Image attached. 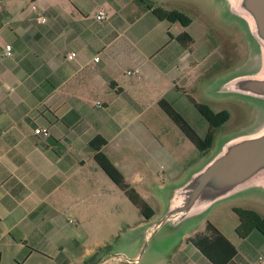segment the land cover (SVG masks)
I'll list each match as a JSON object with an SVG mask.
<instances>
[{
    "label": "crops",
    "instance_id": "1",
    "mask_svg": "<svg viewBox=\"0 0 264 264\" xmlns=\"http://www.w3.org/2000/svg\"><path fill=\"white\" fill-rule=\"evenodd\" d=\"M99 10L106 20L95 19ZM0 17V264H70L67 248L79 251L82 263L95 255L99 260L109 243L83 248L76 230L68 229L78 223L71 217L83 197L98 189V210L118 202L128 217L139 214L126 230L146 220L96 157H105L145 201L155 186L180 181L190 167L164 143L176 132L158 103L171 106L191 129H202L204 118L187 90L195 92L210 71L211 53H196L194 19L186 27L159 20L139 0H0ZM7 45L10 56L4 54ZM36 127L46 128L48 138L36 136ZM203 130L196 133L201 139L207 122ZM98 138L106 143L95 150L91 143L99 146ZM151 161L165 163L166 180L149 175ZM233 205L252 210L244 201ZM207 223L235 247L229 264H249L212 222L187 232L170 255L151 264H211L189 241L205 234ZM253 235L264 255L263 232L236 234L243 241Z\"/></svg>",
    "mask_w": 264,
    "mask_h": 264
},
{
    "label": "rangeland",
    "instance_id": "2",
    "mask_svg": "<svg viewBox=\"0 0 264 264\" xmlns=\"http://www.w3.org/2000/svg\"><path fill=\"white\" fill-rule=\"evenodd\" d=\"M159 2H162L161 4L167 8L182 10L189 15V17L194 19L193 33L197 39V44L195 45L196 53H211L209 61H212L213 64L210 71L202 78L196 91L194 92V90L188 89L187 95L196 102L208 106L215 112L225 110L230 115L227 123L217 129L213 146L207 154L203 156V160L205 161V159H208L217 151L219 145L226 138L242 132H247L264 120V105L255 100L239 96L217 98V96L215 97L207 93V85L212 84L214 86L219 80L225 78V76L242 73L250 68L253 46L244 32L243 26L239 22L227 19L224 12L218 9L217 5L210 0H163ZM2 5L6 7V2H3ZM0 19L3 20L4 18L0 17ZM146 97L148 96L146 95ZM142 102H144V100H142ZM170 125L176 134L174 135L172 133L170 135V137H172L170 142H168V144L167 142L164 143L169 145L170 150L173 151L180 163L190 167L187 166L186 169H189L179 175V177L182 175L186 177L190 169L197 167L199 163L203 161L200 160L202 156L173 123H170ZM191 127L194 129L195 133L203 135L206 121L204 119L202 120V129H199L195 125ZM200 130L202 131L200 132ZM149 167L150 170L148 173L151 177L157 178L160 181L162 179H167L165 178L166 168L163 161H151ZM172 182L165 183V186L177 183L178 181ZM158 188L155 186L154 192L151 191V196L149 195L146 201L156 212L154 219L160 216L162 209V203L157 193ZM100 194L103 195V192L97 189L95 192H91V194L83 197L80 206L76 208V216L71 217V219L77 220L78 223L76 226L68 227V229L76 230V240L83 248H97L98 245L105 240L109 243L107 245L109 247V254L123 251L131 255L134 251V247H129L125 239L134 228L131 227L130 230H126V227L127 225H136L135 223H138L139 214L137 213L138 217L137 215L136 217L134 216V218H131V216L128 217L126 210L124 211L118 202H116V204L108 202L106 207L103 205L98 210L97 201ZM253 200L242 201H244L246 206L252 207V210H259L261 211V215H264V204L257 202V200ZM238 201L239 200L219 205L206 217V219L191 227L188 233L194 230L200 231L203 229L206 222H212L227 233L230 239L235 243L238 249L239 259L243 258L249 264H264V255L260 249H258V243L254 242V235L251 239L243 241L236 236L233 230L234 227L240 225L241 221L234 209H245L235 208L239 207V205L233 204L238 203ZM88 214L89 217H84ZM118 225H121V228H117ZM66 250L69 251L68 259L70 260V264H91V260L85 263L80 262L79 251L75 253L70 252V248ZM106 254L107 253L102 256ZM163 254V257H165L170 255L171 252L167 251ZM155 260V257L143 258L141 264H151ZM26 264L36 263L31 260L26 262Z\"/></svg>",
    "mask_w": 264,
    "mask_h": 264
},
{
    "label": "water",
    "instance_id": "3",
    "mask_svg": "<svg viewBox=\"0 0 264 264\" xmlns=\"http://www.w3.org/2000/svg\"><path fill=\"white\" fill-rule=\"evenodd\" d=\"M210 1L227 19L243 26L253 54L247 71L207 85V93L217 98L239 96L264 105V0ZM157 193L162 203L160 216L146 220L125 239L134 247L133 253H107L94 264H141L143 258L162 257L219 205L253 199L264 204V120L226 138L186 177L159 187Z\"/></svg>",
    "mask_w": 264,
    "mask_h": 264
},
{
    "label": "trees",
    "instance_id": "4",
    "mask_svg": "<svg viewBox=\"0 0 264 264\" xmlns=\"http://www.w3.org/2000/svg\"><path fill=\"white\" fill-rule=\"evenodd\" d=\"M146 5V8L159 20H167L171 23H179L186 27L191 23V19L184 13L177 10H164L160 7H153L151 3L146 0H139ZM197 112L208 123V130L205 136L201 139L196 133L186 124L182 117L174 111L171 106L166 104L163 100L159 101V107L169 117V119L176 125L181 133L190 141L195 149L202 155L213 146L214 138L217 129L222 127L229 120V113L225 110L214 112L208 106L198 103L190 98ZM101 142L99 146L93 145L95 150H99L106 142L98 138ZM97 163L109 176V178L117 185V187L125 194L129 201L137 208L144 220H150L155 216L152 207L136 192V190L127 184L122 175L112 166V164L102 155L96 157ZM240 217V225L236 228V234L240 238H245L250 231L257 229L264 233V217L260 216L252 210L236 209ZM205 234H197L190 238V243L205 257L211 264H229L236 255L235 247L210 223L206 225ZM106 250V248H104ZM96 255L91 258V264H94Z\"/></svg>",
    "mask_w": 264,
    "mask_h": 264
},
{
    "label": "built area",
    "instance_id": "5",
    "mask_svg": "<svg viewBox=\"0 0 264 264\" xmlns=\"http://www.w3.org/2000/svg\"><path fill=\"white\" fill-rule=\"evenodd\" d=\"M95 19L97 21H104V20H106L107 19L106 12L104 10H99L97 12V14L95 15ZM37 22L44 23L45 22V18L39 17V18H37ZM10 52H11V46H9V45L5 46V48H4V54H5V56H10L11 55ZM74 57H75V54L74 53H70V54L67 55V59L68 60H72ZM97 61H98V58H95L94 59V62H97ZM127 75L128 76H135L136 75V71H134V72L128 71L127 72ZM34 134L36 136H40V137H43V138H48V135H49L48 130L46 128H42V127H36L34 129ZM68 223L69 224H74L75 221L74 220H68Z\"/></svg>",
    "mask_w": 264,
    "mask_h": 264
}]
</instances>
